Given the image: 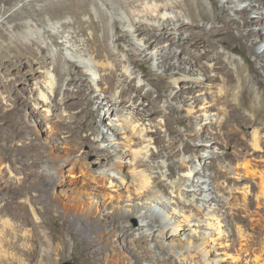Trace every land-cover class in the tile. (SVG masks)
I'll list each match as a JSON object with an SVG mask.
<instances>
[{
    "label": "bare ground",
    "instance_id": "obj_1",
    "mask_svg": "<svg viewBox=\"0 0 264 264\" xmlns=\"http://www.w3.org/2000/svg\"><path fill=\"white\" fill-rule=\"evenodd\" d=\"M224 1L238 19L226 16L228 10L222 7L220 11L225 15L215 16L211 20L210 28L198 25L192 17L191 11L199 8L200 21H210L200 0H164L161 6L157 5L156 0L144 3L141 20H136L133 28L146 40L156 38L168 48V55L162 53L163 47L161 50L157 48L161 52L160 64L165 70L160 80L165 85L168 96L175 91L172 99L182 105L180 108L168 102L163 120L151 121L158 106L149 92H146L143 98L149 102L150 108H140V104L136 106L135 100L131 101L130 97H126L132 89L129 79L134 80L136 76L125 61L117 63L113 54L102 56L97 52H90L92 62L81 60L89 72L88 80L86 82L81 79V74L71 75L67 86H73L75 91L66 88L62 90L63 86L59 83L62 74L59 65L54 64L51 71L53 76L47 75L46 80L39 83L37 96L32 100V106L37 113L44 107L42 111L49 136L57 141L63 134L54 123L55 119L67 129L66 132L70 133L75 141H78L79 148L88 142L84 138L80 139V131L72 127L77 121L76 117L72 114L63 116L64 109L70 105H78L83 114L94 115L91 108L95 103L98 107L95 115L108 119L109 124L101 131V137L100 129H96V137L93 138L95 144H105L102 148L98 145L102 150L96 159L101 160L103 164L102 169L97 171L98 174L83 169L80 158L76 156L69 166L63 163L64 161L60 162L57 171L48 165H42L38 177L56 183V178L67 171L72 176L81 173L85 179H91L87 183L89 186L93 184L102 188L106 182L111 184L117 181L115 186L120 187V183L123 184L120 167L122 164L130 165L131 170L135 171L133 189L141 191V200H147V203L133 202L130 206L118 207L116 216L121 220V231L124 234L128 233L129 229L132 231L131 241L140 249L136 251L139 257L142 256L141 249L145 241L153 240L164 244L166 232L175 234L179 230L182 237L183 233H186L189 237L197 239V244L192 245L189 238L183 246L178 242L173 243L171 247L175 250L172 255L174 264H200L202 259L207 264H217L216 258H207L211 253L206 246L210 241H215L212 235L221 240L220 243V240L217 242L218 246L226 244L225 247L233 249L232 254H223L229 256L231 262L237 260L238 264H264V234L260 239L246 233V229L238 225L233 218L232 211L236 207L247 211L250 220L254 221L251 225L263 227L261 211H264V104L253 86L256 83L255 86L261 88L264 95V79L260 74L261 71L264 73V49L262 52L256 50V47L264 42V0ZM214 2L213 0L212 3ZM241 3L245 5L242 9L238 7ZM255 4H258L257 9H254ZM251 13L257 17H251ZM186 14L191 16L189 24L182 21L183 15ZM252 26H257L258 29L253 30ZM156 31L160 32L158 36L154 33ZM216 41L224 44L228 52L238 51L242 61L228 55V52H216ZM10 48L9 45L5 46L6 54ZM41 50L42 54L47 52L46 48ZM157 52L158 50L151 52V57L156 59ZM250 56H253V60H250ZM173 59L177 65L169 64V60ZM13 64L17 62L6 59L8 71L12 70ZM93 66L101 72L99 77ZM182 66L187 67L188 78H176L178 72L183 69ZM19 69L25 70V64L21 62ZM173 70L177 73L172 72ZM34 76H37V72L33 69L18 75L8 83L19 88ZM171 78H175L173 82H167ZM89 90L97 93V96H91ZM135 90L140 92L142 86H135ZM61 91L63 98L58 104L54 99ZM179 110L185 111L190 117L175 118L174 114ZM172 121L183 125L185 131L190 133L187 136L198 143L189 147L186 139L170 137L157 146L154 138L157 129L165 128L170 132ZM123 136H131L141 141L134 143L137 147L130 153L129 160H126V152L117 142L118 138L123 139ZM180 145L182 149H179ZM156 147L157 152L154 150ZM28 148L36 153L35 158L41 159L39 144L31 140ZM78 151L79 156L87 154L80 149ZM178 152L190 153L192 160L187 162L180 159ZM4 160L5 158L0 156V181L7 185L0 189L1 193L10 192L9 184L18 180V177L12 174V164L3 166L10 178L3 175L5 172L2 174ZM166 164L167 172H164L162 168L166 167ZM206 177L215 184H211V187L206 184V181L202 180ZM230 181L240 187L233 188V185H229ZM238 188L242 199L240 202L236 199V204H233V191H238ZM27 201L17 200L21 206H13L11 203L14 201L9 200L4 204V209L0 208V254L5 253L3 242L9 232L15 237L23 236L27 232L26 229L22 230L21 225L11 221L12 216L22 217L25 208L22 204H28ZM252 205H256L255 210H250ZM127 213L139 217V227L136 230L130 228L129 223L123 220ZM170 216L173 222L170 221ZM180 218L187 223L185 229H181L177 224L180 223ZM232 229L239 239L236 248H233ZM207 231L210 232L206 233ZM174 234L169 236V239L180 240V237H175ZM228 242L230 244H227ZM147 244L146 249L152 252L154 247L151 243ZM154 253L157 256L154 264H173L171 258L162 256L160 251Z\"/></svg>",
    "mask_w": 264,
    "mask_h": 264
},
{
    "label": "rangeland",
    "instance_id": "obj_2",
    "mask_svg": "<svg viewBox=\"0 0 264 264\" xmlns=\"http://www.w3.org/2000/svg\"><path fill=\"white\" fill-rule=\"evenodd\" d=\"M148 1L150 0H0V156L5 158L1 170L2 174L5 172L3 175L6 178H10L3 166L12 164V174L18 177H16L17 182L13 181L9 184L10 192H0V197H2L0 198V208L4 209V204L9 200L14 201L11 203L13 206H21L17 200L25 202L28 200V204H22L25 205L22 217H11L12 222L21 225L22 230L26 229L27 232L18 237H15L12 232L6 235L3 242L5 253L0 254L2 255L0 264H61L63 262L72 264H152L157 257L154 251L158 250L162 256L172 260L173 251H175L174 247H171L173 243L178 242L180 246H183L189 238L192 245L197 244V239L189 237L186 233H183L182 237L179 230L175 234L166 232L168 226L164 231L166 232L164 244L153 240L145 241L141 249L142 256L137 255L136 251L140 249L137 244H133L131 241L132 231L129 229L127 235L124 234L121 231V220L116 216L118 207L130 206L133 202L135 204L147 203V200H141V191L133 189L135 171L131 170L130 165L122 164L120 167L123 183H120V187L115 186L117 181L111 184L106 182L105 187L102 188L93 184L89 186L87 183L91 179L88 177L85 179L81 173L72 176L67 171L61 173V177L56 178L58 179L56 183H50L38 177L42 165H48L57 171L60 162L64 161L63 163L69 166L76 156L80 158L85 170L95 171L98 174L97 171L103 167L102 161L99 160V162L96 158L101 155V148L105 144H95L93 138L96 137V129H100L101 137V131L109 124V121L95 115L98 111L97 104L94 103L91 108L94 115L83 114L82 108L78 105H70L69 108L64 109L63 116L68 117L69 114H72L76 117L77 121L72 127H76L80 131V139L84 138L88 142L80 148L77 145L78 141H75L71 134L66 132L67 129L55 119L54 123L58 125L63 134L57 141H54L46 128V120L42 111L44 107L37 113L32 106V100L37 96L39 83L45 81L47 75L53 76L51 71L54 64L59 65L62 74L59 82L63 86L62 90L66 88L75 91L73 86H67L71 75L81 74V79L86 82L88 80L89 72L81 60L92 62L90 52H97L102 56L113 54L117 63H120L121 60L125 61L136 76L134 80L129 79L132 89L126 97H130L131 101L135 100L136 106L140 104V108L142 106L150 108L149 102L143 98L146 92H149L151 97L156 100L158 108L153 113L151 121L163 120L168 102L182 107L172 99L175 91L171 93V96H168L165 85L160 80V76L165 70L160 64L162 59L159 49L161 50L163 47L162 53L168 55V48L164 47V44L156 38L146 40L133 28L136 24L135 21L141 20V10L144 8V3ZM214 1L212 3L213 0H200L205 15L210 21L204 23L200 21L199 8L191 11L193 12L192 17L198 25L210 28L211 20L215 16L225 15L223 11H220L222 7L228 10L226 16L238 19L224 0ZM156 2L161 6L164 0H156ZM244 6V3L238 5L241 9ZM257 8L258 4H255L254 9ZM251 17L255 18L257 15L251 13ZM182 21L189 24L191 16L183 15ZM251 29L257 30L258 27L252 26ZM154 33L157 36L160 34L159 31ZM6 45L11 47L7 54L4 50ZM158 47L159 49H157ZM214 47L216 52H228V48L218 41L215 42ZM43 48L47 49L45 54H42L41 49ZM263 49L264 42L256 47L259 52H262ZM157 50L158 55L154 59L150 53ZM227 54L242 61L236 50L229 51ZM7 58H10L13 63L17 62L12 65L11 71L6 68ZM249 58L253 60V56ZM21 62L25 64V70L19 69ZM169 64L177 65V62L173 59L169 60ZM93 67L99 77L101 72L96 66ZM182 67L184 70H180L176 78L189 77L187 67ZM33 69L37 72V76L30 77L29 82H24L19 88L8 83L18 75L27 71L31 72ZM172 72L177 73L176 70ZM260 74L264 79V73L261 71ZM174 79H168L167 82H173ZM255 84L253 88L257 90L259 98L264 104L263 92ZM135 86H142V90L137 93ZM62 93L63 91L58 93L54 99L58 104L63 98ZM88 93L91 96H97V93H92L91 90ZM177 116L190 117L182 110L175 112L174 117ZM188 134L190 133L185 131L183 125L172 121L170 132H167L165 128L157 129L154 138L157 146L164 139L169 140L170 137H176L178 140L186 139L189 147H192L198 142L193 141L187 136ZM31 140L40 145L41 159L39 160L35 158L37 157L36 153L28 148ZM117 142L126 152V160H129L130 153L137 147L134 143L139 140L131 136H123V139L118 138ZM78 149L87 154L79 156ZM179 149H182L181 145ZM154 150L157 152V147ZM178 157L187 162L192 160L190 153L180 154L178 152ZM164 170L167 172V164L162 168V171ZM202 180L206 181V184H210V187L211 184H215L207 177ZM0 182V189L7 187L5 182ZM233 184V181L229 182V185ZM237 186L240 187L235 184L233 188H237ZM236 199L238 202L242 199L239 188L238 191H233V204H236ZM89 208L91 209L89 210ZM255 209L256 205L250 207V210ZM232 211L233 218L238 225L246 229V233L262 238L264 223H262V228L252 226L251 223L254 221L250 220L247 211L239 209V207ZM11 214L13 215V212ZM261 214L264 222V211H261ZM124 216L123 220L129 223L130 228L136 230L139 227V217L131 216L129 213ZM159 219L165 222L162 217ZM172 220L173 218L170 216V221ZM185 223L180 218V223L177 224L181 229H185L187 224ZM208 232L210 231L206 233ZM173 234L175 237L179 236L180 240L169 239V236L171 237ZM212 237L215 241L212 243L210 241L206 246L211 253L207 258H212L210 260L216 258L217 264H238L239 261L231 262L229 256L223 255L226 252L232 254L233 249L225 247L226 244L218 246L221 240H217L214 235ZM232 239L234 240L233 248H236L239 239L234 229H232ZM147 243H151V246L154 247L152 252L146 249ZM172 263L174 264L173 260ZM200 264L207 263L202 259Z\"/></svg>",
    "mask_w": 264,
    "mask_h": 264
},
{
    "label": "water",
    "instance_id": "obj_3",
    "mask_svg": "<svg viewBox=\"0 0 264 264\" xmlns=\"http://www.w3.org/2000/svg\"><path fill=\"white\" fill-rule=\"evenodd\" d=\"M61 264H72V263H70V262H63V263H61Z\"/></svg>",
    "mask_w": 264,
    "mask_h": 264
}]
</instances>
